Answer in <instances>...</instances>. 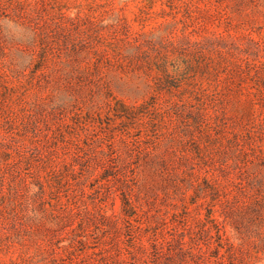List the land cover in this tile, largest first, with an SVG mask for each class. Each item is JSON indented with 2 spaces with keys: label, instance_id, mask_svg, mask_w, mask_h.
Listing matches in <instances>:
<instances>
[{
  "label": "rangeland",
  "instance_id": "rangeland-1",
  "mask_svg": "<svg viewBox=\"0 0 264 264\" xmlns=\"http://www.w3.org/2000/svg\"><path fill=\"white\" fill-rule=\"evenodd\" d=\"M3 151L0 264H264V0H0Z\"/></svg>",
  "mask_w": 264,
  "mask_h": 264
},
{
  "label": "trees",
  "instance_id": "trees-1",
  "mask_svg": "<svg viewBox=\"0 0 264 264\" xmlns=\"http://www.w3.org/2000/svg\"><path fill=\"white\" fill-rule=\"evenodd\" d=\"M12 156H13V153L11 151L10 152H8V151L0 152V161H1L0 167L2 168V170H1L2 175H1L0 183H2L6 177L10 178V180H11V191L13 190V191L17 192L19 187H21L23 183H25V185H27V186H28V183H27V179L25 177L21 178L20 181H19V179H17L16 174H18V172H20V171H17V164L18 163H16V162L14 163V162L10 161ZM106 177L108 178V176H106ZM125 186L130 188V189H122V190H124V192L122 193L124 211L126 212L128 217H132L134 214L137 213V208H136V206L132 200V197L130 195L131 191H133V189L131 186H128V185H125ZM11 191L7 194L8 197H9V195H11L10 194ZM15 192L11 196L14 197ZM76 234H77V231H76ZM176 243H177L178 248H179L181 253H191L192 252L190 250L192 247H187L186 243L184 242V239H180V240L176 241ZM157 251H158V249H157ZM159 262H162V261L159 260Z\"/></svg>",
  "mask_w": 264,
  "mask_h": 264
}]
</instances>
